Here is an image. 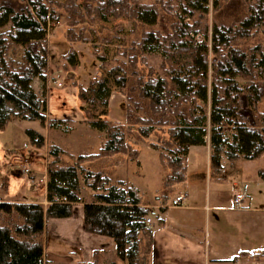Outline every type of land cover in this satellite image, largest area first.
Returning <instances> with one entry per match:
<instances>
[{"label":"trees","instance_id":"1","mask_svg":"<svg viewBox=\"0 0 264 264\" xmlns=\"http://www.w3.org/2000/svg\"><path fill=\"white\" fill-rule=\"evenodd\" d=\"M68 1L69 9L75 11L73 1ZM213 1L218 7V0ZM209 4L210 0H182L176 21V29L181 30L175 29L172 39L166 40L155 31L147 33L133 46L134 54H127L128 63L112 68L109 76L93 81L88 89H80L83 102L103 108L99 118L88 108L85 111L93 116L87 120L90 128L104 133V142L99 152L70 156L72 161L64 160L68 153L61 146L48 142V205L0 201V264H48L43 241L46 220L71 217L74 206L83 201L86 231L112 238L119 260L139 264L138 235L146 228V217L151 212L146 208L145 196L133 183L123 178L113 181L108 170L112 162L117 165L118 156L131 152L137 155L132 147L135 142H146L153 136L160 140L151 145L161 150L168 171L163 178L165 187L185 179L189 149L206 145L207 140L215 168L222 167L226 160H255L264 154V112L259 110L264 49L260 45L249 51L240 47V40L264 24V0H257L249 16L236 25L215 24L211 42L208 33L200 41L195 37L186 39L198 33L197 25L186 18L197 12L207 13ZM108 6L117 7V13L127 15L134 23L147 26L156 25L160 15L159 8L136 0H108ZM55 12L53 0H27L19 10L0 4V128L14 119L40 121L48 129L72 121L47 115V28L56 19ZM144 53H160L170 62L166 74L150 72L146 76L134 70L132 64L136 66ZM187 53L193 54L192 61L182 59ZM66 59L73 68L79 64L74 50ZM37 78L41 81L39 92L33 85ZM112 82L126 88L132 105L128 104L127 126L126 122L103 118L108 114ZM69 130L66 127L63 132ZM27 132L33 143L46 144V137L39 131ZM132 136H136L135 142ZM85 160L99 162L86 166ZM258 175L264 181V169ZM84 189L90 192L88 201L83 198ZM246 254L264 257V252L250 254L244 250L233 260ZM81 264H104L101 252L95 251L92 261Z\"/></svg>","mask_w":264,"mask_h":264},{"label":"rangeland","instance_id":"2","mask_svg":"<svg viewBox=\"0 0 264 264\" xmlns=\"http://www.w3.org/2000/svg\"><path fill=\"white\" fill-rule=\"evenodd\" d=\"M26 1L0 0V4L19 10ZM53 1L56 19H52L47 28L49 47L47 115L50 119H70L72 121L69 124L61 125L59 128L48 129L40 121L14 119L5 128H0V151L6 153L8 151L19 156L16 161L19 165L22 164V172L28 175L26 169H29L31 174L34 173L37 176L34 178L35 182L29 180L30 177L28 176L30 184H34L32 189L35 187L34 190L29 191L25 176L6 181L3 172L5 163L2 164L0 166V195L7 201L35 203V201L44 200L47 185L48 142L57 143L68 153L64 157L66 161H72L70 156L76 158L80 155L99 152L105 135L90 128L87 120L93 116L88 115L85 109L88 108L95 118H99L103 108L99 104L94 107L83 102L79 97L80 89H88L93 81L109 76L112 68L122 67L126 62L128 63V55L135 52L133 46L142 41L147 33L155 31L166 40L172 39L176 32V21L178 14H181L179 10L182 5V0H136L140 4L155 6L160 10L157 24L147 26L141 22L134 23L133 19L127 15L117 13L119 11L117 7H106L108 0H72L76 7L75 11L69 9L70 1L68 0ZM256 1L218 0V7H216L214 1L210 0L207 13L200 14L197 12L192 18H186V15L182 14L184 20L186 18L187 22L197 25L196 30L198 32L185 38L195 37L200 41L204 39V34L208 33L211 42V34L215 24L227 27L238 24L249 16ZM102 16H106L105 19ZM71 18L73 22H71ZM176 30L180 31L181 29L177 28ZM259 45L264 49V24L253 30L249 37L240 40V47L244 51H249ZM71 50L76 52L79 61L76 68H73L66 59ZM182 59L185 62L192 61L193 54H184ZM132 66L140 74L148 76L147 74L153 72L158 76L166 74L167 69L170 68V62L165 61L160 53H144L136 66L133 64ZM33 85L38 92L41 91L39 79L35 83L33 82ZM111 86L112 96L107 108L108 114L103 118L112 122L125 123L128 106H132L128 103L126 88H119L113 82ZM259 110L264 112V87ZM130 123L129 121L128 124ZM138 125H135L134 129H137ZM66 127L70 130L64 133L63 130ZM28 129H35L42 133L46 137V144L33 143L27 132ZM130 139L133 142L137 140L136 136H132ZM155 142H160V140L153 136L146 142L133 143L132 147L137 151V155L131 152L130 155L122 154L118 156L119 158L114 157L118 158L115 163L122 165L115 166L112 162L111 168L108 170L111 171L113 181L116 178L131 177L143 189L144 195H148L152 201L160 198L159 203L161 205L167 203L170 206L179 191L176 192L162 185V175L168 171L164 168V160L160 155L161 150L155 149L151 145ZM198 148L205 150L206 147L200 145ZM263 156L264 154L254 163L264 166ZM97 162L99 161L85 160L83 164L96 166ZM238 162H246V160L239 159ZM225 163L228 164L227 166H231L227 160ZM245 169L250 168H244L236 173L234 169H228L229 173L232 172V176H237L241 193L244 192L243 184L246 182L242 178ZM151 214L153 212L147 216L150 217ZM250 257L249 254L243 256L244 259ZM77 260H83L81 254ZM77 260L73 258L67 260L66 263L77 264ZM116 262L117 264H126L118 258Z\"/></svg>","mask_w":264,"mask_h":264},{"label":"crops","instance_id":"3","mask_svg":"<svg viewBox=\"0 0 264 264\" xmlns=\"http://www.w3.org/2000/svg\"><path fill=\"white\" fill-rule=\"evenodd\" d=\"M36 80L38 79L34 83ZM204 146L205 150L198 146L189 149L185 179L167 186L179 191L177 196L187 194L186 201L180 206H174L173 201L170 206L167 203L161 205L160 198L152 201L148 195H144L143 189L133 178H126L145 196L146 208L153 212L150 216L152 223L147 224L138 235V263L264 264V257L233 260L244 250L250 254L264 252V181L258 175L264 166L254 163L261 156L240 163L237 159L230 163V167L224 162L222 167L215 168L211 160L209 140ZM16 158L19 156L0 151V166L5 163V180L25 176L28 190H34V184H30L28 176L29 180H34L36 174L23 173L22 164L19 165ZM244 168L250 169H245L242 175L246 181L243 184L245 196L242 208L239 209L235 207L234 199L235 194L241 193L240 184L237 176H232L228 169H234L236 173ZM166 174L167 172L162 175V185ZM83 198L85 201L90 199V192L86 189L83 191ZM0 201L7 200L0 195ZM35 203L48 205L47 185L44 200ZM84 204V201L76 204L73 215L69 218L46 220L43 241L45 261L48 264H67V260H77L80 254L83 260H77V264L90 262L95 251L101 252L104 264L117 261V247L112 238L86 231ZM223 224L225 226L222 227Z\"/></svg>","mask_w":264,"mask_h":264},{"label":"built area","instance_id":"4","mask_svg":"<svg viewBox=\"0 0 264 264\" xmlns=\"http://www.w3.org/2000/svg\"><path fill=\"white\" fill-rule=\"evenodd\" d=\"M26 173H30V170L26 169ZM244 196L245 195L243 193L235 194L234 204L236 208L239 209L242 208ZM186 199H187V194L178 195L177 197L174 198L173 205L180 206L186 201ZM146 223L147 224L152 223V219L148 216L146 217Z\"/></svg>","mask_w":264,"mask_h":264}]
</instances>
